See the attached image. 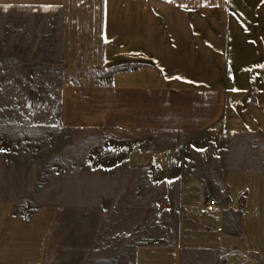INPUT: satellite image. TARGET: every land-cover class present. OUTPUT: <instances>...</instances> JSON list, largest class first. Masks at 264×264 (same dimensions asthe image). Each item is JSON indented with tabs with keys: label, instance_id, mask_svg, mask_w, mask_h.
<instances>
[{
	"label": "crops",
	"instance_id": "obj_1",
	"mask_svg": "<svg viewBox=\"0 0 264 264\" xmlns=\"http://www.w3.org/2000/svg\"><path fill=\"white\" fill-rule=\"evenodd\" d=\"M0 3L62 15L61 125L127 144L122 173H165L168 198L147 238L105 210L70 219L61 201L25 212L0 200V264H264V173L229 167L209 182L187 156L214 129L264 134V0Z\"/></svg>",
	"mask_w": 264,
	"mask_h": 264
},
{
	"label": "rangeland",
	"instance_id": "obj_2",
	"mask_svg": "<svg viewBox=\"0 0 264 264\" xmlns=\"http://www.w3.org/2000/svg\"><path fill=\"white\" fill-rule=\"evenodd\" d=\"M61 26L53 8L0 3V149H6L0 151V200L25 212L61 201L70 219L105 210L113 228L142 225L147 238L163 216L159 201L167 207L166 174H124L120 152L127 144L99 129L61 125ZM187 156L209 182L229 167L264 173V134L214 129L193 142Z\"/></svg>",
	"mask_w": 264,
	"mask_h": 264
},
{
	"label": "built area",
	"instance_id": "obj_3",
	"mask_svg": "<svg viewBox=\"0 0 264 264\" xmlns=\"http://www.w3.org/2000/svg\"><path fill=\"white\" fill-rule=\"evenodd\" d=\"M170 155V154H169ZM165 200L167 201L168 198L166 197ZM206 208L209 210V211H213L215 210V201L209 199L207 200L206 202Z\"/></svg>",
	"mask_w": 264,
	"mask_h": 264
},
{
	"label": "snow or ice",
	"instance_id": "obj_4",
	"mask_svg": "<svg viewBox=\"0 0 264 264\" xmlns=\"http://www.w3.org/2000/svg\"><path fill=\"white\" fill-rule=\"evenodd\" d=\"M185 7H186V5H185ZM0 151H6V149H0ZM201 151H203V149H201Z\"/></svg>",
	"mask_w": 264,
	"mask_h": 264
}]
</instances>
